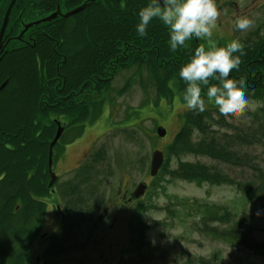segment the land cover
Segmentation results:
<instances>
[{"label":"rangeland","instance_id":"1","mask_svg":"<svg viewBox=\"0 0 264 264\" xmlns=\"http://www.w3.org/2000/svg\"><path fill=\"white\" fill-rule=\"evenodd\" d=\"M10 2L4 12L0 11V30ZM24 2L23 9L27 11L33 7L39 11L41 7L40 0ZM1 3L2 0L0 9ZM54 3L55 0H49V6ZM217 6L222 15L212 37L206 40L193 37L206 47H223L237 37L248 38L254 27L242 35L234 27L237 16H248L254 25L264 20V0H217ZM27 15L30 20L32 16ZM7 25L8 21L3 35ZM19 32H8L0 40V96L4 91L12 92L8 88L11 81L6 84L11 77L9 68L15 64L21 50L26 49L17 45ZM256 34L263 35L264 30L259 29ZM10 42L13 45H9ZM28 60L32 62L31 58ZM41 63V60L33 63L37 86L32 91V104L25 109L28 114L20 129L22 134L19 133L24 135L26 131L27 134L22 138L9 133L0 119V138L6 137L9 143L12 141L14 149L33 137V117H36L39 129L34 143L27 144V148L43 151L48 141L49 153L50 145L61 129L59 139L51 147L50 170L56 178L51 186L48 156L44 158L46 170L45 166L40 169L38 162L35 165L38 168L33 174L41 177L45 172L47 189L54 193L46 191L48 196L40 199L45 204L43 219H32L33 223L27 224L35 227L34 233L38 231L27 252L29 258L20 259L22 264H264V201L252 200L232 186H213L177 177L185 172L188 163L222 169L220 163L205 154L183 153L187 148L172 156L170 148V158L163 162L165 169L153 177L149 174L153 152L164 153L169 148L190 111L182 103L175 81L169 83L173 89L171 93L165 94L156 91L151 79L141 81L145 79V71L141 75L135 69L119 72L109 89L103 92L101 108L98 110L93 104L88 107L89 112L98 110L97 116L91 121H70L65 110L63 115L48 116L50 109L41 106L46 72V68L40 69ZM93 95V98L97 97ZM87 96L90 98L89 94ZM79 99L80 105L82 98ZM261 105L264 102L252 101L248 108ZM206 115H200L202 123L206 122ZM160 127L165 130L163 137L157 134ZM3 128L5 131L1 134ZM212 132L199 129L189 132L186 143L196 147L200 139L209 138ZM12 136H17L15 141ZM250 152L264 157V147H256ZM260 159L262 166L264 158ZM30 165L26 168L27 175L32 174L28 169ZM139 184L147 188L142 196L135 198L133 193ZM83 196L87 199L83 200ZM223 210L232 213L229 225L219 226L212 220L208 231L205 230L204 224L215 216L222 217ZM203 214L211 218L200 219ZM239 221L255 249L246 248L235 237L237 227L234 226ZM211 227L224 229V235L213 234ZM231 230L234 236L230 234ZM10 262L11 258L8 264ZM5 263L6 260L2 263L0 259V264ZM11 264H18V261Z\"/></svg>","mask_w":264,"mask_h":264},{"label":"trees","instance_id":"2","mask_svg":"<svg viewBox=\"0 0 264 264\" xmlns=\"http://www.w3.org/2000/svg\"><path fill=\"white\" fill-rule=\"evenodd\" d=\"M9 2L10 0H2L0 11L4 12ZM148 3L149 0H55L49 6V0H40L39 11L35 7L27 11L23 9L26 2L16 0L8 18L6 34L19 32L22 26L32 23L25 32L26 37L32 38V44L22 47L26 49L21 50L19 58L9 68L11 77L7 82L11 81L8 88L12 92L4 91L0 96V119L3 121L2 125L9 129V133L22 138L27 134L25 131L24 135H19L28 114L25 109L32 104V91L37 86L33 76V63L36 64L37 60L42 61L40 69L46 68L47 72L44 73L41 92L44 97H41V106L50 109L48 116L63 115L65 110L70 121L93 120L101 108L100 98L103 92L109 89L117 73L130 69H135L139 75L145 71V79L142 78L141 81L151 79L159 93H171L172 85L169 83L175 81L182 95L186 85L179 76V70L182 65L190 62L195 49L201 43L192 38L186 41V46L175 52L171 51L168 43L169 31L158 19L150 22L146 37H139L136 31L138 13ZM82 6L84 8L76 15L65 18L66 13ZM27 13L32 16L30 20ZM52 14L56 16L45 20ZM259 29L264 30V20L254 25V31L248 38L240 39L245 46L246 55L241 57L239 70H234L230 75L236 81L242 78L246 81L250 102H264V34H256ZM31 38L26 40L30 41ZM22 43V39L18 38L17 45L22 46ZM11 44L13 42L9 45ZM37 49L38 53H35ZM204 92L206 94V89ZM93 94L97 97L93 98ZM78 97L82 98L80 105ZM90 104L98 107V110L89 112ZM217 111L210 102H206L203 113L188 111L180 132L164 151L165 159L170 158V148L172 156L186 148L183 153H192L194 156L205 154L220 163L222 169L188 163L185 172L177 177L213 186H232L252 200L264 201V165H259L260 158L264 157L263 154L254 155L250 152L256 147H264V105L248 108L241 119L231 122L224 117L214 119L211 114L214 115ZM204 113L207 114V120L202 123L200 115ZM33 119V137L27 142L23 140L24 144L20 147L14 149L12 141L9 143L6 137L0 138V259L2 263L6 260L5 264H8L10 258L11 262L18 261V264L23 263L21 258H29L27 252L38 230L34 233L35 227L27 224L30 221L33 223L32 219H43L45 204L40 199L51 193L47 189V174L44 172L41 177L33 174L38 168L35 166L37 162L40 169L45 166L46 170L44 158L48 156L49 142L46 141L43 151L40 148L32 150L30 146L26 147L27 144L34 143V137H37L35 135L39 124L36 117ZM197 129L213 132L209 138L200 139L201 142L196 147L188 146V133ZM4 131L5 129L1 130V134ZM15 137L13 141L16 140ZM37 141L40 140L37 138ZM57 145L58 143L54 147ZM27 165H30L28 169L32 174L29 172L27 175ZM164 169L163 164L160 171ZM82 198L87 199L84 196ZM207 215L203 214L200 219L211 218ZM231 216L230 211L223 210L222 217L209 219L204 224V229L208 231V224L212 220L217 221L219 226H227L230 219H233ZM241 223L239 221L234 226L237 227L235 237L246 248L255 249ZM210 230L219 237L224 235V229L211 227ZM230 234L234 236V231L231 230Z\"/></svg>","mask_w":264,"mask_h":264},{"label":"clouds","instance_id":"3","mask_svg":"<svg viewBox=\"0 0 264 264\" xmlns=\"http://www.w3.org/2000/svg\"><path fill=\"white\" fill-rule=\"evenodd\" d=\"M221 15L217 0H149L139 10L136 31L139 37H146L150 22L158 19L167 27L170 50L175 52L193 37L210 39ZM233 23L242 35L254 27V21L243 15L237 16ZM244 47L237 37L224 47L206 48L202 43L195 49L190 62L179 70L186 85L181 100L188 110L203 113L206 102H210L218 110L213 116L216 120L224 117L231 122L246 114L250 105L246 81L230 78L234 70H239L241 57L246 55Z\"/></svg>","mask_w":264,"mask_h":264},{"label":"water","instance_id":"4","mask_svg":"<svg viewBox=\"0 0 264 264\" xmlns=\"http://www.w3.org/2000/svg\"><path fill=\"white\" fill-rule=\"evenodd\" d=\"M15 1L16 0H11L10 4L8 6V9L6 10V14H5V17L3 19L2 27H1V30H0V40H1L2 36H3L4 30H5L7 21H8L9 12L12 9ZM92 1H94V0H92ZM83 8H84V6L79 7L77 9H74V10L66 13L64 16L67 17V16H69L71 14H74L76 12H79ZM55 16H56V14H52L51 16L45 18V20H50L51 18H54ZM28 27L29 26H26L23 31H25ZM60 134H61V129H59L57 131V134H56L53 142L50 145V149H49V153H48V161H49L48 162V164H49L48 173H49L50 178H51V181L49 183V186H51L54 183V181L56 180L55 175L50 170V166H51V164H50L51 158L50 157H51V154H52L51 153V151H52L51 147L57 142V140L59 139ZM157 134L160 137H163L165 135V130L162 127H160L157 130ZM163 161H164V155H163V152L162 151H155V152H153V154L151 156L150 167H149L150 168V172H149L150 176L153 177V176H155L157 174V172L159 171V169L161 168V166L163 164ZM145 190H146V185L139 184L137 186L136 190L134 191L133 196L135 198H139L140 196H142L144 194Z\"/></svg>","mask_w":264,"mask_h":264},{"label":"flooded vegetation","instance_id":"5","mask_svg":"<svg viewBox=\"0 0 264 264\" xmlns=\"http://www.w3.org/2000/svg\"><path fill=\"white\" fill-rule=\"evenodd\" d=\"M35 22V21H34ZM27 24H32V23H27ZM27 24H25V25H27ZM24 26H22V29L20 30V37L19 38H21L22 39V45L23 46H27V45H31L32 44V38L31 37H26L27 35L25 34V32L27 31V29L25 30V31H23V28ZM28 28H30V27H28ZM7 30V29H6ZM4 35H6V32H5V34ZM4 35L2 36V38H1V40H3V38H4ZM29 38H31L30 39V41H27ZM27 39V40H26ZM2 47L3 46H1V49H2ZM3 50V49H2ZM0 57H1V55H0ZM6 84H7V81H6ZM51 193H54V192H51Z\"/></svg>","mask_w":264,"mask_h":264}]
</instances>
